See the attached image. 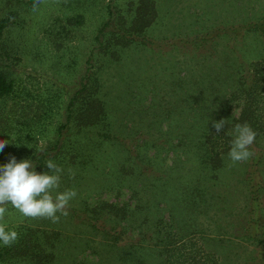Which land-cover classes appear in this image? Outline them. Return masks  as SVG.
I'll return each instance as SVG.
<instances>
[{"label": "rangeland", "instance_id": "1", "mask_svg": "<svg viewBox=\"0 0 264 264\" xmlns=\"http://www.w3.org/2000/svg\"><path fill=\"white\" fill-rule=\"evenodd\" d=\"M128 1L0 0V18H11L0 38V68L15 80L13 92L0 98V140L9 142L0 164L10 154L18 161L32 160L49 143L79 87L107 5L126 8ZM153 2L154 13L143 30L151 45L134 43L122 48L118 59L100 61L102 99L116 139L102 141L97 161L84 170L73 167L70 174L67 169L60 191H76L69 207L83 198L124 204L131 212L121 222L125 236L140 237L133 219L152 236L160 218L163 235L179 230L183 240L203 241L217 264H264L259 242L264 240V160L256 165L254 180H249L251 159L230 160L233 136L228 133L244 123L237 120L241 105L227 101L240 74L264 60V27L251 26L264 20V0ZM76 14L81 23L68 21ZM200 36L207 40L196 43ZM41 112L45 118L38 122ZM222 118L227 123L221 132L229 140L226 145L218 141L213 169L198 155L205 131L215 130L212 121ZM39 125L44 131L38 134ZM6 207L0 223L7 228L34 224ZM54 229L61 234L56 264H136L121 259L125 249L70 215ZM158 249L146 244L139 253L145 264H160Z\"/></svg>", "mask_w": 264, "mask_h": 264}, {"label": "trees", "instance_id": "2", "mask_svg": "<svg viewBox=\"0 0 264 264\" xmlns=\"http://www.w3.org/2000/svg\"><path fill=\"white\" fill-rule=\"evenodd\" d=\"M153 6V0H129L126 8L113 3L107 5V15L92 38V48L87 53L79 87L65 104V120L53 127L52 137L44 146V151L35 152L32 158L37 172L48 170L45 161L49 158L61 167L64 171L61 173L60 186L67 180L65 175L67 169L74 167L80 171L84 170L87 165L97 161L102 141L116 139L111 132V124L102 99L100 61L118 59L122 48L134 43L151 45L152 42L143 34V30L151 21ZM81 18L80 14H76L69 16L68 21L79 24ZM10 23V16L0 18V38ZM251 26L253 29L262 30L264 20ZM206 40L207 37L200 36L196 43ZM249 66V70L238 77L237 88L231 92L227 101L229 103L235 101L241 105L237 120L240 123H247L256 133L255 142L250 149L254 152L250 158L254 169L251 167L249 170V180H254L253 176L255 177L259 171L255 169L256 165L264 160V144L260 142V138H264V60L261 59ZM14 81L0 68V98L13 92ZM44 118L45 114L41 112L38 122ZM41 131H44V128L39 125L37 133ZM203 136H205L202 143L203 152L201 151L198 157L202 163L216 169L218 167L216 156L219 154L216 145L220 140H224L226 145L229 137L221 131L216 133L215 130H207ZM18 143L17 146H21L23 141L20 142L18 138ZM83 199L78 206L68 208L70 217L77 219L91 231L104 234L105 240L112 245L125 249L120 255L121 259L126 258L135 260L136 264H145V259L139 253L146 244L148 246L152 244L156 248H161L157 250V254L162 256L160 264H217V257L210 250H206L203 241L183 240L184 234L179 230L177 233L169 231L163 235L164 225L160 218L152 226L154 230L152 236L143 227L144 223L142 221L137 223L135 219L132 222L130 220V223L139 227L140 237L125 236L126 227L121 222L130 218L131 212L124 204L119 207L113 202L90 203L87 200L83 202ZM127 212L129 213L126 214ZM33 221V225L21 223L7 228L18 233V240L11 246L0 244V264H56V248L61 234L54 227L58 222L53 223L45 218ZM259 242L264 245L263 239Z\"/></svg>", "mask_w": 264, "mask_h": 264}, {"label": "clouds", "instance_id": "3", "mask_svg": "<svg viewBox=\"0 0 264 264\" xmlns=\"http://www.w3.org/2000/svg\"><path fill=\"white\" fill-rule=\"evenodd\" d=\"M33 7L35 10V5ZM226 123L223 118L213 120L212 127L219 133ZM228 134L233 136L228 153L233 164L253 157L254 152L250 149L255 142L256 133L247 123L235 124ZM8 143V140H0V152ZM37 151H44V146L41 145ZM45 164L48 170L37 172L33 160L18 161L11 154L6 163L0 164V221L4 220L8 210L6 206L9 204L24 217L50 219L53 223L58 222L60 216L69 215V202L77 193L74 189L58 191L64 170L51 158ZM69 173L73 174L71 169ZM17 240L18 233L0 223V244L11 246Z\"/></svg>", "mask_w": 264, "mask_h": 264}]
</instances>
